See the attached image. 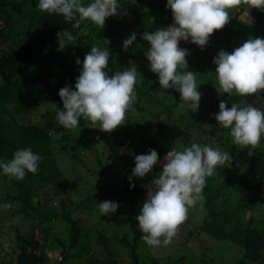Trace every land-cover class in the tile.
<instances>
[{
    "label": "trees",
    "instance_id": "16d2710c",
    "mask_svg": "<svg viewBox=\"0 0 264 264\" xmlns=\"http://www.w3.org/2000/svg\"><path fill=\"white\" fill-rule=\"evenodd\" d=\"M37 2L0 0V159L10 160L20 148H31L42 157L38 172L28 173L23 180L0 175L1 186L6 191L0 197V213L3 205L11 204L12 215L29 222L27 232L17 230L16 264H48L51 261L48 249L59 251L61 259H56V264H77L75 260L78 259L79 264H220L216 263L217 249H228V246L229 250L235 247L239 252L233 264H264V198L261 197L264 192V138L262 145L249 156L248 147L227 140L229 129L219 125L213 115L219 111L222 100L228 101V107L235 102L264 109V91L258 90L259 96L233 94L229 97L216 82V74L209 76L199 69H188L195 72L200 93L201 84H207L198 112H192L186 110L180 93L174 89L163 90L157 74L152 72L141 84H136L134 110L127 113L126 123L117 127L121 133L120 143L113 140L110 132L99 139L90 138L87 134L92 122L84 119L73 129H65L52 119L37 124L30 122L26 118L39 107L49 104L63 107L59 90L69 85L75 88L81 69L76 59L79 57L82 62L91 46L109 48L108 68L112 75L124 70L123 63L117 62V53L120 44L132 33H136V40L129 46V54L134 62L143 63L147 61L145 52L149 47L143 34L174 22L171 9L166 7L167 0H120L123 5L132 2L133 19L128 27L120 30L110 27L111 17L106 18L103 29L90 21L74 27V22L65 21L62 15L41 11ZM246 6L241 4L231 28L216 30L224 33L229 44L240 33L238 28L243 22L239 16ZM254 16L257 20L246 31L255 38H264V10L257 9ZM64 29L71 32L74 39L66 41L69 45L60 49L57 34ZM86 30L90 32L89 40L82 34ZM216 41L213 38L210 44ZM110 42L117 47L108 45ZM184 47L190 52L197 45L189 43ZM193 142L219 148L233 156L231 164L226 162L218 166L214 175L207 178L201 205L209 214L197 230L222 246L215 243L212 247H204L205 252L199 258L185 244V254L178 259L173 258V254L166 259L153 256L147 261L150 253L146 251L149 252L150 246L142 239L144 233L138 227L136 216L149 188H154L152 180L162 171L167 152L172 147L182 150ZM56 146L61 153L83 164L86 156H95L97 169L88 168L91 177L100 183L117 177L123 185L104 187L97 184L91 189L78 186L66 177L64 167L55 156ZM149 149L158 152L159 162L144 178L132 177L131 184L135 186L130 187L135 156ZM119 166L122 172L114 171ZM73 171L74 175L79 172L75 166ZM74 195L79 197L76 211L72 209ZM67 197L71 199L69 205ZM57 198L60 205L54 204ZM105 200L119 202L117 212L111 216L100 213L98 203ZM2 217L0 222L6 220ZM56 223L60 233L55 229ZM101 224L109 230L120 228L108 234V229H100ZM4 225H0L1 233ZM189 235L193 237L195 233ZM175 241H179L177 236L172 240ZM96 244L104 246V255L89 254ZM177 251L180 253L179 249ZM10 256L8 252L4 259L0 258V264H12ZM228 259L226 264H231Z\"/></svg>",
    "mask_w": 264,
    "mask_h": 264
},
{
    "label": "clouds",
    "instance_id": "9594fccd",
    "mask_svg": "<svg viewBox=\"0 0 264 264\" xmlns=\"http://www.w3.org/2000/svg\"><path fill=\"white\" fill-rule=\"evenodd\" d=\"M246 4L250 8L264 10V0H167L173 23L145 32L143 39L149 44L145 56L151 71L158 76L163 90L174 89L180 93L186 110L198 112L201 93L198 91L195 72L188 71L186 59L188 50L180 47L181 41L196 44L203 51L216 30L222 29L231 18L229 10ZM48 14L62 15L74 27L90 21L104 28L106 18L118 15L122 7L120 0H38L36 5ZM126 15L127 13H123ZM59 48L66 41L74 39L71 32L58 33ZM136 40V33L123 41V48ZM109 48L91 46L76 78L75 88L70 85L59 90L63 107L56 113L57 121L65 129L79 126L84 119L98 124V128L111 132L118 125L126 123L127 113L134 110L138 70L130 61V67L109 75ZM215 73L220 88L231 97L257 95L264 90V38H250L231 53L221 50L213 58ZM215 120L225 129L233 143L249 148L251 156L264 138V109L251 104L241 106L235 102L228 107V101L219 103V111L213 114ZM42 157L31 148H20L10 160L0 159V175L23 180L28 173H37ZM233 156L219 148L207 144L191 143L178 150L172 147L167 152L162 171L151 183L154 188L148 191L136 216L142 239L148 246L169 245L180 226L186 221L191 207L202 202L203 189L207 178L214 175L218 166L230 163ZM159 162L155 149L135 156V167L129 177L144 178ZM10 205H3L9 207ZM117 201H102L98 207L102 216H111L119 208Z\"/></svg>",
    "mask_w": 264,
    "mask_h": 264
},
{
    "label": "rangeland",
    "instance_id": "374dc122",
    "mask_svg": "<svg viewBox=\"0 0 264 264\" xmlns=\"http://www.w3.org/2000/svg\"><path fill=\"white\" fill-rule=\"evenodd\" d=\"M121 5L122 7L118 10L119 14L115 16H111V19L108 22L110 27H113V26L117 27L118 30H120L121 27L123 28L128 27L130 23L133 21L131 17L132 2L127 3L126 5H123V4ZM256 10H257L256 8H250L246 6L245 9H243V11L240 13L239 20H241L243 24L239 25L238 30L240 31V33H238L237 36L233 38L232 43L229 44L228 41H226V38L223 32L215 31L214 34L211 35L209 43L203 51L200 49L199 46L193 48L192 50H190V52L188 51V55L186 57L188 61V69H193V68L199 69L202 72H207L209 76L216 74L215 73L216 65L213 63V58L219 53V51L225 50L231 53L236 48L240 47L248 39L256 37L253 34L248 33L246 31L247 29H249L251 24H253L257 20L254 16V11ZM240 11H241V5L229 10L231 18L229 20V23H227L223 27L224 30L231 28L233 26L234 24L233 17L235 16L236 13ZM125 12L127 13L126 15L123 14ZM89 33H90L89 30L88 31L86 30L82 33L86 35L85 37L86 40L91 39L90 35H88ZM213 38H216L217 41L210 44ZM189 43H191L190 40L187 42L181 41L179 46L182 48H185L184 46ZM110 44L114 45L111 42L108 43V45ZM120 47L121 49L117 53V62L123 63V68L130 67V61L132 63H135V65L137 66V70L139 72L137 75V84H141L143 80H145V78H147L150 75V73H152L149 67V61L147 60L143 63H136L133 61L132 57L130 56L129 50L127 51L124 50L123 43L120 44ZM56 64L58 65L57 61H56ZM216 82H218V80H216ZM200 88L202 89L201 94H205L207 92L206 83L201 84ZM221 94H224V93L221 92ZM56 105L49 104L43 107H39L38 110H36V112L32 113L31 116H28L29 118H26V119L36 124L40 122L44 123L45 121L52 119L55 122V124H58L56 113L59 107L58 105L57 106ZM98 126H99L98 124H93V123L91 124V127L88 129L90 133L87 134L88 136H90V138L99 139V136L106 133V131L101 130L100 128H98ZM117 127H119V125ZM117 127L113 131L110 132L111 133L110 135L113 136V140H117V143H120L121 133H119V130H117ZM126 139L127 141L130 140L129 137H126ZM227 140L230 143H233L229 134L227 135ZM59 150H60V147L56 146L55 156L59 160L60 164L64 167L66 177L70 179V181L78 184V186L80 187L85 186V188L91 189L90 187H93L94 185H97V184L98 186H104V187H118V186L123 185V183L118 182L117 177L109 180L108 182H103V183H100L98 182L99 181L98 179L91 177L92 173H90L88 168H90V170L97 169L95 156H86L84 159V164H83L80 162H76L74 158L69 157L66 153L65 154L61 153ZM73 166H75L76 169L79 171L77 175H74L75 171H73ZM115 170H117V172H120L121 167L119 166L116 169L114 168V171ZM77 176L78 177L80 176L81 178H77ZM5 193L6 191L4 188H2L1 181H0V197L5 195ZM261 197L264 198V192L262 193ZM147 198H148V195L146 196V199ZM73 200H74V203L72 205V209L75 210L77 203H78L77 200H79V197L76 198V196L74 195ZM70 202H71V199L70 200L68 199V205L71 204ZM262 202L264 203V199H262ZM54 204L60 205V199L57 198L54 201ZM8 205H10L9 208L2 206L1 210L3 211L0 213V216L1 217L3 216L2 218L4 220L6 218L5 221L0 222V225L5 224L4 225L5 228L2 230L3 233L0 232L1 233L0 235L2 238L0 239V258L4 259L6 257V254L9 252L11 254V256L9 257V260L12 262V264H16L17 259H18V253H17V247L14 242L17 237V230L20 229V231L22 232H27L29 230V222L28 220L20 217L19 215L13 216L12 210H11V204H8ZM208 214L209 213L207 209H205L201 205V202H198L197 205L191 207L188 211V217L186 221L180 226V231L177 235V238L179 241L172 242L171 244L167 246H164V245L158 246V247L150 246L148 248L149 252L148 250L146 251V253H150L147 255L148 258L146 257L147 261H150L151 259H153V256L157 258L166 259L169 256H172L173 254H175V257L173 256V258L178 259L180 255L185 254L183 251V246L185 244H188L190 246L191 252L195 254L196 256H198L199 258L205 252L204 247H212L214 246L215 243H217V245L219 244L221 247L222 243H218L213 238H209L208 235L205 234L204 232L197 231L198 229H201V227L203 226V222L205 218L208 216ZM99 227L100 229L102 228L108 229V227L105 226L104 224H101ZM118 228L120 227H117V228L112 227L110 230L108 229L107 232H109L108 234L116 232ZM55 229H57L58 232L60 233L58 223L55 224ZM190 232H194L195 236L191 237L189 235ZM60 236L63 237L62 235ZM178 249L180 253H177ZM14 250L16 251L14 252ZM94 252L95 253L99 252L101 255H104L105 253L104 246L96 244L94 250L92 251L91 249L89 254H92ZM47 253L49 254V257L51 258L50 259L51 261L48 264H56L55 260L61 259L60 253L57 249L55 250L48 249ZM238 254L239 252L235 247L230 248V250H229V246H228V249L224 247L220 250L218 248L217 253L215 255L217 257L216 263L226 264L225 260L229 257L230 259H228L227 261H230V263L233 264V262H235L238 259L237 258ZM78 262H81V261L79 259L75 260V263L79 264Z\"/></svg>",
    "mask_w": 264,
    "mask_h": 264
}]
</instances>
